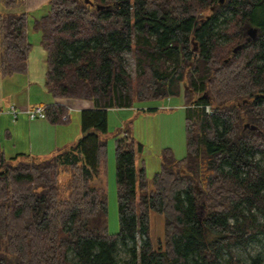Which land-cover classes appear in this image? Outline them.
<instances>
[{
	"label": "trees",
	"instance_id": "obj_1",
	"mask_svg": "<svg viewBox=\"0 0 264 264\" xmlns=\"http://www.w3.org/2000/svg\"><path fill=\"white\" fill-rule=\"evenodd\" d=\"M91 1L49 0L34 18L47 90L92 105L81 136L47 157L0 147V264H264L263 252L243 262L232 249L264 237V0ZM0 2V73L25 74L35 43L16 9L26 0ZM180 96L186 154L165 149L152 182L136 169L128 129L115 134L119 230L110 232L108 111ZM46 113L71 119L61 103Z\"/></svg>",
	"mask_w": 264,
	"mask_h": 264
},
{
	"label": "rangeland",
	"instance_id": "obj_2",
	"mask_svg": "<svg viewBox=\"0 0 264 264\" xmlns=\"http://www.w3.org/2000/svg\"><path fill=\"white\" fill-rule=\"evenodd\" d=\"M43 4L39 8H36V10L28 12V34L31 41L35 44L38 43L41 35L32 29L34 18L45 14L49 9V2H46L47 6H43ZM3 10L4 8L0 3V12ZM125 58L127 68L134 76L136 74L134 55L131 52H127L125 53ZM69 100L73 101L72 104L76 108L70 112L71 120L68 122V125H64L66 140L71 136L73 137L75 130H78V133L82 134L81 110L78 109V104H82L83 106L92 105L88 101ZM185 112L183 96L138 102L131 108L110 109L108 111L106 187L109 197L110 232L116 233L119 230L115 181V134L128 129V133L133 137L136 145V169L139 171L142 166H145L147 176L150 182H152L156 172L161 167V158L165 149H170L176 158H181L186 154ZM79 137L75 139L77 140ZM140 144L142 146L141 149L139 148ZM152 229L155 240L162 238L163 220L161 215H153ZM232 249L243 262H249L251 257L257 253H264V237L259 234L245 243L234 245ZM224 256L226 257L225 259H228V254Z\"/></svg>",
	"mask_w": 264,
	"mask_h": 264
},
{
	"label": "crops",
	"instance_id": "obj_3",
	"mask_svg": "<svg viewBox=\"0 0 264 264\" xmlns=\"http://www.w3.org/2000/svg\"><path fill=\"white\" fill-rule=\"evenodd\" d=\"M46 2L49 0H26L24 6L16 10L28 13L36 10L43 3L45 6ZM46 60L47 51L37 43L29 54L27 73H19L10 77H3L0 73V109L8 110L11 105H14L21 111L16 119L8 112L0 113V147L7 157L18 154L47 157L60 148L73 144L76 141L75 138L81 135L78 130H75L73 137L66 140L64 125H68L71 119L68 122L53 123L47 118L32 120L25 113L29 106L35 104L61 103L71 106L72 111L76 108L72 104L73 101L55 99L47 90L45 86ZM78 105L80 110L91 107Z\"/></svg>",
	"mask_w": 264,
	"mask_h": 264
},
{
	"label": "built area",
	"instance_id": "obj_4",
	"mask_svg": "<svg viewBox=\"0 0 264 264\" xmlns=\"http://www.w3.org/2000/svg\"><path fill=\"white\" fill-rule=\"evenodd\" d=\"M47 108H48V105L46 104H35L32 106H29L26 109L25 113L32 120L39 119V118L43 119L47 117V113H46ZM66 108L68 109V113L63 116V120H66L68 118L69 113L72 111V109L69 106H66ZM205 108L208 113H212V108L210 105H206ZM4 112H8L12 114L14 119H16L21 113V111L17 109L16 106L14 105H11L8 110L0 109V113H4Z\"/></svg>",
	"mask_w": 264,
	"mask_h": 264
},
{
	"label": "water",
	"instance_id": "obj_5",
	"mask_svg": "<svg viewBox=\"0 0 264 264\" xmlns=\"http://www.w3.org/2000/svg\"><path fill=\"white\" fill-rule=\"evenodd\" d=\"M225 0H220V2L221 3H223ZM86 2H88V3H91L92 5H94V3L91 1V0H86ZM96 7H97V9H102V8H104L105 6L104 5H100V4H96ZM246 29L249 31V36H248V39L249 40H251V39H255L256 37H257V32H258V30H257V28H255V27H253V26H249V27H246ZM239 47V45L238 46H236L235 48H234V51H236V49ZM194 51H197L198 50V44L195 42V45H194ZM258 96V95H257ZM243 102L244 103H246V102H249V100H247V99H245V100H243ZM248 127H250L251 129H256L257 128V126H255V125H253V124H250V123H246L245 125H244V128H248ZM97 182L99 183V184H102V181H101V179H98L97 180ZM196 188L198 189V191H199V193L201 192V189L199 188V186H198V183H197V185H196ZM202 215H203V212H202V207H201V210H200V216L202 217Z\"/></svg>",
	"mask_w": 264,
	"mask_h": 264
},
{
	"label": "flooded vegetation",
	"instance_id": "obj_6",
	"mask_svg": "<svg viewBox=\"0 0 264 264\" xmlns=\"http://www.w3.org/2000/svg\"><path fill=\"white\" fill-rule=\"evenodd\" d=\"M245 33H246V38H248V36H249V31L246 29V27H245ZM258 33V32H257ZM247 123V122H246ZM255 130H257V131H260V129H258V127L255 129Z\"/></svg>",
	"mask_w": 264,
	"mask_h": 264
}]
</instances>
